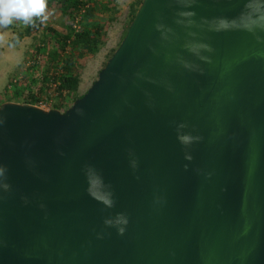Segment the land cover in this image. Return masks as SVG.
I'll return each mask as SVG.
<instances>
[{"label":"water","instance_id":"water-1","mask_svg":"<svg viewBox=\"0 0 264 264\" xmlns=\"http://www.w3.org/2000/svg\"><path fill=\"white\" fill-rule=\"evenodd\" d=\"M0 264H264V0H143L65 111L4 102Z\"/></svg>","mask_w":264,"mask_h":264},{"label":"trees","instance_id":"trees-1","mask_svg":"<svg viewBox=\"0 0 264 264\" xmlns=\"http://www.w3.org/2000/svg\"><path fill=\"white\" fill-rule=\"evenodd\" d=\"M54 2L59 3L65 16L64 29L45 26L38 19L34 25H25L21 21L10 25L15 36L8 40L9 46L20 44L34 28H44V36L36 47L33 62L27 65L23 83H19L13 95L21 103L37 105L46 93L56 99L53 108L65 111L85 95L79 94L81 67L87 55H96L106 44L108 30L118 15V7L117 0H46L47 5ZM142 3L143 0L131 3L130 18L121 42ZM2 52L0 47V55Z\"/></svg>","mask_w":264,"mask_h":264},{"label":"rangeland","instance_id":"rangeland-1","mask_svg":"<svg viewBox=\"0 0 264 264\" xmlns=\"http://www.w3.org/2000/svg\"><path fill=\"white\" fill-rule=\"evenodd\" d=\"M133 1L117 0L118 15L108 30L106 44L96 55H87L81 67L80 95L86 94L97 81L101 70L106 67L112 57L113 51L120 46L119 44L130 18V5ZM47 9L49 19L44 23L45 26L52 25L60 30L64 29L66 20L59 3L54 2L51 5H47ZM15 23L16 21L13 25ZM24 27H21V29ZM13 36H15V33L10 25L7 28H0V47L5 48L3 56H0V106L7 101L19 102L13 93L24 79L27 65L33 62L36 47L44 36V28H34L32 34L24 38L20 44L9 46L8 40ZM47 97L48 95L45 93L44 98ZM49 99L52 100L53 105L56 103V99L51 95Z\"/></svg>","mask_w":264,"mask_h":264},{"label":"clouds","instance_id":"clouds-1","mask_svg":"<svg viewBox=\"0 0 264 264\" xmlns=\"http://www.w3.org/2000/svg\"><path fill=\"white\" fill-rule=\"evenodd\" d=\"M37 19L41 24L49 19L46 0H0V28L15 21L34 25Z\"/></svg>","mask_w":264,"mask_h":264},{"label":"built area","instance_id":"built-area-1","mask_svg":"<svg viewBox=\"0 0 264 264\" xmlns=\"http://www.w3.org/2000/svg\"><path fill=\"white\" fill-rule=\"evenodd\" d=\"M51 101L52 100L49 99V97L43 98L41 101H39V103L37 104V106H39V107H41L43 109H47V110L53 109V106L54 105L52 104Z\"/></svg>","mask_w":264,"mask_h":264},{"label":"crops","instance_id":"crops-1","mask_svg":"<svg viewBox=\"0 0 264 264\" xmlns=\"http://www.w3.org/2000/svg\"><path fill=\"white\" fill-rule=\"evenodd\" d=\"M2 48H3V52H2V54L0 55L1 57L3 56V54H4V49H5L4 47H2Z\"/></svg>","mask_w":264,"mask_h":264}]
</instances>
